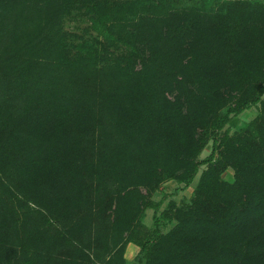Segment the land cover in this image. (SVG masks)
I'll return each mask as SVG.
<instances>
[{"label": "trees", "instance_id": "trees-1", "mask_svg": "<svg viewBox=\"0 0 264 264\" xmlns=\"http://www.w3.org/2000/svg\"><path fill=\"white\" fill-rule=\"evenodd\" d=\"M263 96L264 0H0V264H264Z\"/></svg>", "mask_w": 264, "mask_h": 264}, {"label": "rangeland", "instance_id": "rangeland-1", "mask_svg": "<svg viewBox=\"0 0 264 264\" xmlns=\"http://www.w3.org/2000/svg\"><path fill=\"white\" fill-rule=\"evenodd\" d=\"M82 25H85V24H82ZM76 26L80 27V24ZM76 26L70 24L68 25V29L81 31V29H77ZM257 114H258V107H253L245 111L241 115L234 117L232 121L230 122V124L226 126L225 130H227L230 134L239 132L240 129L244 127L246 124H248L250 121H252L257 116ZM211 150H212V141L209 142V145L203 151L200 158L205 159L206 157H208L211 153ZM205 168L206 166H202L200 168L198 175L195 177L194 181L188 187H186L184 184L179 183L178 181H175V180L168 181L161 185L159 190L152 197V200L155 203L160 204L159 211L156 213L155 209H148L143 219L145 225L149 229L155 228V218H154L155 214L159 216L164 210L168 208L170 202L175 201L180 206L190 203L193 197V191L195 187L197 186L200 175L202 174ZM233 177H234V172L232 169L227 170L223 175V178L228 181H233ZM172 227H173V224L163 227L162 232L166 233ZM138 254H139V248L133 244H130L128 246L127 255H126L129 261V264H139Z\"/></svg>", "mask_w": 264, "mask_h": 264}]
</instances>
